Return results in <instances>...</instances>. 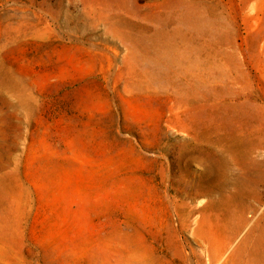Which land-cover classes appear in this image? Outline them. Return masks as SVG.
Wrapping results in <instances>:
<instances>
[{"label": "rangeland", "instance_id": "obj_1", "mask_svg": "<svg viewBox=\"0 0 264 264\" xmlns=\"http://www.w3.org/2000/svg\"><path fill=\"white\" fill-rule=\"evenodd\" d=\"M229 141L264 159V0H0V174L29 188L0 264H59L77 234L50 192L64 180L97 197L91 237L133 227L154 264H210L198 249L173 261L151 226L166 195L234 191ZM241 199L226 264H261L233 253L264 179Z\"/></svg>", "mask_w": 264, "mask_h": 264}, {"label": "bare ground", "instance_id": "obj_2", "mask_svg": "<svg viewBox=\"0 0 264 264\" xmlns=\"http://www.w3.org/2000/svg\"><path fill=\"white\" fill-rule=\"evenodd\" d=\"M191 134L195 131L188 133ZM227 147L229 157L223 164L238 168L237 175L228 180L234 191L229 196L215 199L203 192L188 202L177 195H166V212L151 226L155 235L152 240L166 248L173 261H186V250L198 249L210 264L227 263L224 237L235 216L234 202H240L245 194L254 193L256 184L264 179V159L253 158L248 149L234 141H229ZM71 152L72 149L67 154ZM52 155L49 151L44 153L46 159ZM128 190L126 185L117 186V191ZM50 192L53 202L60 206L61 223L77 228L75 238L56 249L59 264H73L76 257L87 264H154L147 249L134 239L133 227L118 229L105 237L88 234L91 215L95 213V195L82 189H70L65 180ZM28 195V186L15 172L0 174V258L7 256L11 246L18 243L24 201ZM247 252L264 264V212L243 234L233 254Z\"/></svg>", "mask_w": 264, "mask_h": 264}]
</instances>
